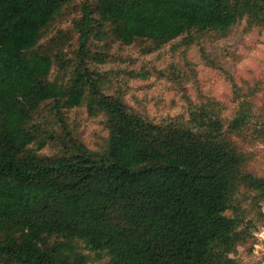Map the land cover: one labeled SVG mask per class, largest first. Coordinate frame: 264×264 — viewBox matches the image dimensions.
<instances>
[{"label":"trees","instance_id":"obj_1","mask_svg":"<svg viewBox=\"0 0 264 264\" xmlns=\"http://www.w3.org/2000/svg\"><path fill=\"white\" fill-rule=\"evenodd\" d=\"M72 1L0 0V264H95L80 245L104 259L96 264H229L240 233L227 212L241 188L264 197L235 140L248 127L244 103L227 121L205 104L150 120L104 92L88 62L109 55L86 41H140L150 53L192 32L226 35L243 19L264 25V0H91L77 63L51 78L55 59L68 66L41 49L42 32ZM45 104L60 123L75 107L102 113V149L68 130L41 136ZM48 140L56 150L43 155Z\"/></svg>","mask_w":264,"mask_h":264},{"label":"rangeland","instance_id":"obj_2","mask_svg":"<svg viewBox=\"0 0 264 264\" xmlns=\"http://www.w3.org/2000/svg\"><path fill=\"white\" fill-rule=\"evenodd\" d=\"M91 3L73 0L43 29L41 49L58 53L68 66L63 68L55 59L51 78L61 72L68 75L77 63L84 7ZM86 46L109 55L105 63L88 62L90 68L105 75L104 92L120 96L133 112L150 120L168 121L205 104L227 121L244 103L248 127L243 136L235 138L236 144L246 155L245 171L264 177V25H250L243 19L226 35L192 32L150 53H144L147 43L124 45L110 37L98 39L92 32ZM38 113L35 121L45 138L52 130L56 134L68 130L89 148L99 150L108 137L104 115H91L85 106L63 110V123L50 104ZM55 150L56 145L48 140L40 152L51 155ZM237 199L236 210L227 213L237 218L240 236L228 262L264 264V240L260 237L264 236V197L241 188ZM80 248L91 262L104 261L95 252Z\"/></svg>","mask_w":264,"mask_h":264},{"label":"built area","instance_id":"obj_3","mask_svg":"<svg viewBox=\"0 0 264 264\" xmlns=\"http://www.w3.org/2000/svg\"><path fill=\"white\" fill-rule=\"evenodd\" d=\"M260 237L264 240V236L261 234Z\"/></svg>","mask_w":264,"mask_h":264}]
</instances>
